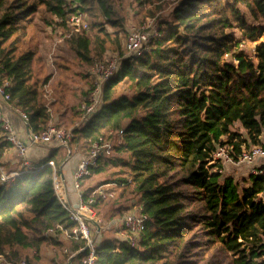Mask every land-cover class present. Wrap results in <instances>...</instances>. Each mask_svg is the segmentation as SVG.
<instances>
[{
    "label": "trees",
    "instance_id": "16d2710c",
    "mask_svg": "<svg viewBox=\"0 0 264 264\" xmlns=\"http://www.w3.org/2000/svg\"><path fill=\"white\" fill-rule=\"evenodd\" d=\"M136 1L141 10L149 0ZM40 9L63 30L80 62H92V55L101 59L108 49L121 55L125 35L117 0H0V78L11 80V102L28 114L33 132L47 129L51 113L32 81L34 51L17 48ZM77 12L92 17L86 30L68 25ZM159 32L142 56L121 61L103 86L101 109L72 129L69 144L85 150L99 135L123 129L113 150L128 159L102 158L81 185L105 167H120L127 175L118 179L119 198L135 192L147 215L139 249L105 238L96 242L95 264H264V202L258 197L264 193V165L239 187L222 175L219 160L211 162L220 146H228L233 157L243 147H264V41L255 46L254 59L238 49L242 40L264 34V0H174L171 19ZM121 82L130 85V96L116 95ZM93 88L94 79L84 99ZM236 122L244 136L232 131ZM8 146L0 127V154ZM64 151L51 147L35 164L40 168L0 185V253L10 260L23 257L33 264L42 246L84 245L43 235L56 224L72 227L53 192V168L45 164L52 160L58 171ZM87 188L85 193L92 190ZM118 245L120 252L114 251ZM215 247L226 258L214 260ZM27 249L31 258L22 256Z\"/></svg>",
    "mask_w": 264,
    "mask_h": 264
},
{
    "label": "built area",
    "instance_id": "2783aa9c",
    "mask_svg": "<svg viewBox=\"0 0 264 264\" xmlns=\"http://www.w3.org/2000/svg\"><path fill=\"white\" fill-rule=\"evenodd\" d=\"M67 23L73 31H82L88 28V22L80 12L71 14ZM154 23L152 18L145 21L142 25L129 28L125 39L124 52L121 55L115 54L111 58L93 62L90 73L94 77V88L79 103L78 118L73 124L74 127H82L89 118L101 109L103 86L120 69L121 61L129 57L142 56L150 41L160 35V27H156ZM244 41L248 40H242L238 48L242 46ZM234 63L237 64V61L234 60ZM11 86L12 82L9 78H0V103L5 104L11 112L21 119L27 131L22 134L17 133L10 118L4 115L0 104V127L3 139L12 146L17 157L22 159L21 169L19 170H7L0 160V185L13 182L21 172H32L41 167L35 166L26 158V153L29 149H42L53 143L52 145L55 147L60 145L66 149V159L72 153L69 144L72 137V128L62 129L49 126L42 132L31 131L28 114L11 102L9 93ZM121 135H123V129L118 131L109 130L105 134L99 135L86 150H80L79 160L72 172V188L75 194V202L70 198L64 178L60 175L59 170L56 171L54 162L49 160L45 163L53 168V192L66 211L72 227L66 228L63 225L56 224L46 228L43 231V235L57 238L62 234L69 240L84 241V245L77 247L75 250H70L67 246L59 248V252L65 257L64 264H95L96 262V234L108 224L99 214L98 205L114 199L117 195L115 189L121 184L106 182L95 186L88 193H85L81 180L98 167L102 158L109 157L112 154L114 147L113 138ZM212 157L213 160L211 162L219 160L222 165L224 163L252 165L250 173H261V167H254L253 164L256 159L264 158V147L253 145L243 148L236 157H233L229 152L228 146H220L212 152ZM258 197L264 202V193H260ZM146 219L147 215L142 212L139 201L132 202L127 210L115 221L119 242L130 248L139 249ZM52 250H56V247L53 246ZM114 251L120 252L119 245ZM0 264L28 263L25 258L10 260L5 254L0 253Z\"/></svg>",
    "mask_w": 264,
    "mask_h": 264
},
{
    "label": "rangeland",
    "instance_id": "374dc122",
    "mask_svg": "<svg viewBox=\"0 0 264 264\" xmlns=\"http://www.w3.org/2000/svg\"><path fill=\"white\" fill-rule=\"evenodd\" d=\"M173 2L174 0H149L148 2H144L142 9L139 10L136 0H117L119 19H121L122 28L125 29V35L121 38L122 47L124 48L129 28L142 25L145 21L152 18L154 19V24L158 28L161 23L170 21ZM137 10H139V13L136 15L135 12ZM85 18L87 22L92 20L90 16H85ZM98 19L100 20V17H98ZM49 20H52V18L44 12V10L40 9V11L33 16L31 23L27 26L26 35L22 37L21 41L18 43L17 51L22 52L29 48L34 51L32 81H37L39 88L42 90L43 100L51 113L48 127L55 126L62 129H73V124L77 119L70 123V117H74L76 115L75 112L78 114V105L84 99V95L94 78L92 73H90L91 64L97 59L102 60L111 58L116 52L108 49L102 55L101 59L91 54L93 56L92 62H80L69 44L65 42V35L62 34L63 30L57 25L50 23ZM105 27L108 31L113 30L109 25ZM87 31H90L92 34L95 32L90 29ZM235 34L236 37L240 35L237 30ZM261 41H264V34L256 41H244L242 46L238 49L243 51L248 58L254 59L255 46ZM45 78L47 79L46 81ZM131 93L132 89L127 82H121L117 85L116 95L127 94L130 96ZM231 129L232 131L241 133L243 136L246 134L245 130L237 122L233 124ZM222 139L224 142L227 141V135H223ZM261 139L264 143V137ZM113 141L114 145L118 143L116 138H113ZM8 147L12 148L11 145ZM80 148L81 151L85 150L79 144L70 145V150L72 151L70 156L73 153H79ZM63 154L67 155L66 149ZM114 157L128 159L126 153L119 154L115 150H113L110 155V158ZM263 165L264 164L256 163L254 167L259 168ZM220 168L222 170V175L232 177L234 181L238 183L239 187L247 183V177L251 174V166L245 164L233 165L224 163L223 165L221 164ZM19 169L21 168L17 170ZM125 175H127V172L122 173L120 167H105L103 171L96 172V175L93 174L90 179L85 182V188L88 187L89 189H93L95 186L106 182H113L120 185L118 179L124 178ZM121 187L122 185L115 189L117 195L114 199L107 200L98 205V212L101 217L105 218L109 216L117 207H123L122 212H124L126 207H129L132 202L135 203L138 201V195L130 190L127 192L125 198H119L118 195ZM85 188H83V190H85ZM88 188L87 190H89ZM112 234V230H108L103 232L102 236L106 237ZM213 251H215L214 260L216 261L224 259L227 256L219 250H216V247L213 248L210 253ZM45 252H41L40 256L37 254L38 256L36 259L39 260V264H47L49 252H47L48 255ZM23 253L22 256L31 258L33 251L27 249L24 250ZM59 253L60 252L57 253V257L62 260L63 257Z\"/></svg>",
    "mask_w": 264,
    "mask_h": 264
},
{
    "label": "crops",
    "instance_id": "0c3cea01",
    "mask_svg": "<svg viewBox=\"0 0 264 264\" xmlns=\"http://www.w3.org/2000/svg\"><path fill=\"white\" fill-rule=\"evenodd\" d=\"M1 109L4 112V115H6L10 118V120L12 121V123H13L16 131H17V133L22 134V133H25L27 131L26 126L23 124L21 119L17 115H15L13 112H11L10 109L5 104H3V103L1 104ZM52 144H49L48 146H45L42 149H29L26 153V158L29 159L33 164L37 163L38 161H40L42 158H44L48 154V151L50 150L51 147H55ZM0 160L7 170H17L18 168H21L22 159L17 157L16 153L14 152V150L11 147H6L3 149V151L0 154ZM64 160L65 161L62 163L61 168L58 170H59L60 175L64 178L65 185L67 186L70 198L72 199V201L75 202V194H74V191L72 188V172H73V170H74V168H75V166L79 160V154L73 153L69 158L66 159V157H65ZM254 163L255 164L256 163L264 164V158L263 159H256ZM251 167H252V165H251ZM127 207H126V210H127ZM118 208L122 209V207H117L112 214L110 213L109 216H107V217L104 216L105 218L102 217L104 219V221L108 222V224L105 225L103 227V229L96 234V241L98 243L101 242L105 238H115V239L119 240L118 234H117V229H116L117 225L115 224V221L126 210L124 212H122V214L118 215V214H115V213H117ZM108 230H112L113 234L110 236L103 237L102 233L106 232ZM56 240L59 242H62V243L67 242V238L62 234L59 235ZM53 246H55V245L51 244V245L42 246L41 249L39 250V252L37 253L40 256L41 252H45V250H46L45 253L47 255H48L47 252H49L47 264H52L53 260H58L56 252L60 251L59 250L60 247L59 248L56 247V250H52ZM59 254H61V253H59ZM61 256H63V255L61 254ZM63 258H64V256H63ZM33 264H39V260L34 259ZM63 264H64V261H63Z\"/></svg>",
    "mask_w": 264,
    "mask_h": 264
}]
</instances>
